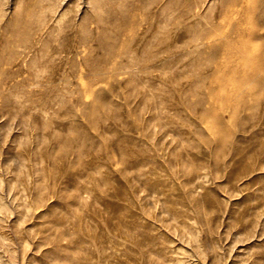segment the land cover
<instances>
[{
    "label": "rangeland",
    "instance_id": "rangeland-1",
    "mask_svg": "<svg viewBox=\"0 0 264 264\" xmlns=\"http://www.w3.org/2000/svg\"><path fill=\"white\" fill-rule=\"evenodd\" d=\"M263 62L264 0H0V264H264Z\"/></svg>",
    "mask_w": 264,
    "mask_h": 264
},
{
    "label": "bare ground",
    "instance_id": "bare-ground-1",
    "mask_svg": "<svg viewBox=\"0 0 264 264\" xmlns=\"http://www.w3.org/2000/svg\"><path fill=\"white\" fill-rule=\"evenodd\" d=\"M195 5V7H197L198 6V4L197 3H195L194 4ZM99 21V20H98ZM81 27V26H80ZM85 32V28L83 29V27H81V29H80V32H79V40H81L82 38V40H88V38L87 39H85L84 37H82V33H84ZM111 40V39H110ZM110 40L109 39H107V38H105V36L104 37H99V38H96L95 40H94V42L96 43V42H100V43H107V42H110ZM134 40H136V39H134ZM113 41V40H112ZM264 63V62H263ZM136 194V190H134V195ZM161 215H162V213H161ZM169 219V220H168ZM168 219H164V221H165V225L167 224H169V221H170V219H171V217L170 218H168ZM1 220V219H0ZM1 221H0V225H1ZM1 228V227H0ZM106 233V231L103 229V230H99L98 231V234L99 235H102V234H105ZM62 235H64V236H66V231H64V232H62ZM106 237V236H105ZM0 238L4 241L5 240V236L0 232ZM106 238H108V237H106ZM105 238V239H106ZM96 243H97V245L99 246L100 244V242L98 241V240H96ZM106 244H107V242H106Z\"/></svg>",
    "mask_w": 264,
    "mask_h": 264
}]
</instances>
